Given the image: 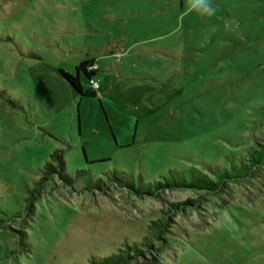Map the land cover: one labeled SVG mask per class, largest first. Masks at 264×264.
Listing matches in <instances>:
<instances>
[{"label": "rangeland", "instance_id": "obj_1", "mask_svg": "<svg viewBox=\"0 0 264 264\" xmlns=\"http://www.w3.org/2000/svg\"><path fill=\"white\" fill-rule=\"evenodd\" d=\"M211 3L208 17L188 0H0V264H89L199 195L162 264H264V185L241 167L264 138V0ZM89 59L100 88L80 96L59 70ZM56 150L71 185L38 183ZM213 166L231 177L217 195L90 191L115 170L138 183Z\"/></svg>", "mask_w": 264, "mask_h": 264}, {"label": "trees", "instance_id": "obj_2", "mask_svg": "<svg viewBox=\"0 0 264 264\" xmlns=\"http://www.w3.org/2000/svg\"><path fill=\"white\" fill-rule=\"evenodd\" d=\"M98 68L93 59L83 60L75 66L74 74L59 70L60 75L68 82L71 89L80 96H96V91L91 88H84L80 81L82 73L88 81L95 78ZM257 148H251L242 158V170H245L243 176L258 174L264 185V177L259 174L264 169V138L257 143ZM212 172L211 177L206 173L200 172L192 168L190 170V178L181 176L179 171H170L166 176L152 181L138 183L128 177L124 172L113 171L111 183L98 177L95 179V184L91 186L90 191H100L106 193L111 189H115L114 183L118 189L126 190L139 198H160L161 194L172 189H193L197 191H205L207 194L217 195L219 192L228 188L227 180L231 177L227 169H222L218 166L209 167ZM44 175L38 181L39 184L49 180L51 176H57L63 184L71 185L72 178L68 175L65 167L62 152L56 150L52 152L49 159L46 160L43 166ZM81 171H77V175ZM182 177L181 179H179ZM114 179V180H113ZM202 196L196 198H187L179 202H170L166 209L163 210V215L156 219H151L146 226V235L142 241L125 242L123 247L117 251L102 257H92L89 264H129L131 262H139V264H162V253L170 250L171 241L174 239V226L171 224L172 216L184 213L188 208H197L200 205ZM27 210H33L34 194L27 197ZM20 236V245H25V232L14 229ZM23 241V242H22ZM164 259V258H163Z\"/></svg>", "mask_w": 264, "mask_h": 264}, {"label": "clouds", "instance_id": "obj_3", "mask_svg": "<svg viewBox=\"0 0 264 264\" xmlns=\"http://www.w3.org/2000/svg\"><path fill=\"white\" fill-rule=\"evenodd\" d=\"M188 10L208 17L215 15L217 11L212 5L211 0H188Z\"/></svg>", "mask_w": 264, "mask_h": 264}, {"label": "built area", "instance_id": "obj_4", "mask_svg": "<svg viewBox=\"0 0 264 264\" xmlns=\"http://www.w3.org/2000/svg\"><path fill=\"white\" fill-rule=\"evenodd\" d=\"M89 84L91 88L94 89L95 91L100 88V82L97 78H91L89 80Z\"/></svg>", "mask_w": 264, "mask_h": 264}]
</instances>
